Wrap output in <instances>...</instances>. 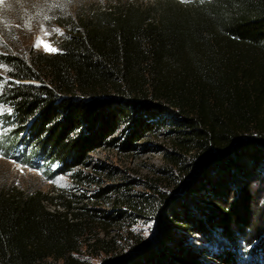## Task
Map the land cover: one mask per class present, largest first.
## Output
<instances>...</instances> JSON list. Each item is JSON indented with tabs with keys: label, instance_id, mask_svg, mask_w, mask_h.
<instances>
[{
	"label": "trees",
	"instance_id": "trees-1",
	"mask_svg": "<svg viewBox=\"0 0 264 264\" xmlns=\"http://www.w3.org/2000/svg\"><path fill=\"white\" fill-rule=\"evenodd\" d=\"M188 1L79 16L66 26L58 52L1 56L11 78L1 95L12 109L9 120L35 154L59 163L55 173L75 172L84 181L89 175L76 169L120 142L119 131L127 134L123 148L132 150L159 130L171 146L165 174L199 173L175 202L155 186L137 199L117 186L95 194L121 195L114 207L155 216V239H137L125 251L114 237L106 240L107 230L87 235L111 215L3 185L0 264H90L77 256L83 244L104 254L101 264H205L187 242L198 234L212 243L214 233L232 242L219 262L242 260L237 253L240 243L251 244L254 217L252 167L244 156L251 149L258 164L264 161V0ZM222 166L229 177L215 183L210 173Z\"/></svg>",
	"mask_w": 264,
	"mask_h": 264
},
{
	"label": "rangeland",
	"instance_id": "rangeland-1",
	"mask_svg": "<svg viewBox=\"0 0 264 264\" xmlns=\"http://www.w3.org/2000/svg\"><path fill=\"white\" fill-rule=\"evenodd\" d=\"M168 3L173 6L190 4L188 0H0V59L3 54L26 58L30 50L49 53L43 46L36 47L41 38L52 47L59 49V44L67 33L66 26L76 17L128 8L161 9ZM7 71L8 68L0 60V106L11 109L1 100L5 85L11 80ZM11 112L0 115V187L3 185L16 187L29 194L41 192L44 195H60L61 199L64 197L66 200H71L73 207L86 206L100 210L101 212L98 213L101 215H111L112 218L108 220L107 226L97 223L87 235L90 237L99 233L100 237L104 236L107 230L110 236L106 240L114 237V246L124 251L137 239L148 241L155 239L158 232L155 216L149 214L150 212L137 216L134 214L135 211H127V207H114L112 200L118 197V201H122L121 195L115 196L109 193L103 199H98L94 197L95 194L108 187H112L115 191L117 186L126 197L137 199L142 193L154 194L150 186H155L175 202L185 198L182 189L185 183L194 185L196 182L199 173L196 169L187 173L172 169L173 176L165 174V170H170L171 167L166 159L171 146L164 130L147 134L135 142L132 150L123 148L122 140L127 134L122 137L119 131L117 135L121 138L120 142L111 147L104 146L91 153L86 166L76 169L82 171L84 175H89L90 178L84 181L75 178V172L55 173L59 163L46 162L24 143V136L19 134L16 126L9 120ZM244 157V162L252 167L247 175L253 179L248 178L253 181L250 187L253 195L251 215L254 217L250 231L251 244L240 243L237 256L241 255L242 260L238 261V264H264V161L258 164L255 160L256 154L251 152V149L246 151ZM229 170L230 168L226 166L218 170L213 169L210 173L211 179L215 183L222 181L229 177ZM233 173L235 174V171L232 170ZM232 178L234 179L230 181V185L233 186L237 178L234 176ZM235 185L238 186V181ZM88 197L94 198L89 201ZM61 199L54 203L57 209L63 211V208L58 207L62 203ZM54 207L51 206L52 209ZM238 208H242V205ZM124 212H127L125 218L115 217V214L123 215ZM200 237L198 234L192 236L187 242L188 245L200 251L205 264H224L216 257L221 254L225 244L230 246L232 242L230 244L218 233L212 234L214 238L212 243L201 240ZM96 253L97 251H89L86 244H83L77 256L90 264H101L104 254L96 256Z\"/></svg>",
	"mask_w": 264,
	"mask_h": 264
},
{
	"label": "snow or ice",
	"instance_id": "snow-or-ice-1",
	"mask_svg": "<svg viewBox=\"0 0 264 264\" xmlns=\"http://www.w3.org/2000/svg\"><path fill=\"white\" fill-rule=\"evenodd\" d=\"M40 46H43L44 49L46 51H48L49 53H53V52H58L59 51L58 49L52 47V45L50 43L45 42L43 40V38H41L40 40H38V42L36 44V47H40ZM5 112L10 113L11 112V109H6L3 106H0V115L4 114Z\"/></svg>",
	"mask_w": 264,
	"mask_h": 264
}]
</instances>
